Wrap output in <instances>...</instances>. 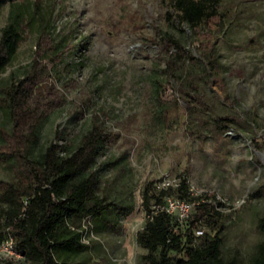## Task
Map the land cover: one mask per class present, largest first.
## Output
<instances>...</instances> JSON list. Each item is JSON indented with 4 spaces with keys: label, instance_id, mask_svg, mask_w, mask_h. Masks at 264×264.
<instances>
[{
    "label": "rangeland",
    "instance_id": "374dc122",
    "mask_svg": "<svg viewBox=\"0 0 264 264\" xmlns=\"http://www.w3.org/2000/svg\"><path fill=\"white\" fill-rule=\"evenodd\" d=\"M18 4L28 25L0 74V88L32 75L42 83V105L54 109L41 124L34 153L57 130L75 150L97 121L114 134L97 158V194L130 209L95 221L89 249L71 263L144 264L146 251L137 243L147 222L143 189L187 171L196 190L247 197L224 218L222 257L252 264L264 238L257 229L264 216V0H219L223 19L197 31L180 22L172 0ZM10 10L0 0V38ZM165 38L186 53L179 55ZM52 46L59 47L58 55ZM223 116L236 121L219 125L216 118ZM0 126L11 129L1 106ZM13 179L10 167L0 163V180ZM187 256L186 249L181 258ZM0 259L21 256L0 249Z\"/></svg>",
    "mask_w": 264,
    "mask_h": 264
},
{
    "label": "trees",
    "instance_id": "16d2710c",
    "mask_svg": "<svg viewBox=\"0 0 264 264\" xmlns=\"http://www.w3.org/2000/svg\"><path fill=\"white\" fill-rule=\"evenodd\" d=\"M7 1L11 10L0 38V74L16 55L28 25L19 0ZM218 4L219 0H172V10L179 13L181 23L197 31L215 19H223L217 10ZM171 11L169 16L173 15ZM165 39L167 46L177 47L179 55L186 53L179 42ZM51 49L54 56L60 52L57 46ZM35 78L27 76L0 88L3 94L0 106L11 122L10 130L0 126V163H6L14 172L13 180H0V247L12 240L21 256L17 261L0 259V264H73L71 257L89 249V245L81 242L84 224L93 231V223L105 213L123 210L127 215L130 209L107 202L97 194V158L101 148L114 139V134L97 121L75 150L62 142L61 132L57 130L54 140L34 153L41 124L54 109L52 104L42 105L39 98L42 83ZM216 121L227 127L236 118L223 116ZM178 180L179 186L168 190L157 192L155 182L147 183L143 189L147 222L137 233V243L146 251L143 263L238 264L235 258L222 257L226 216L211 204L198 202L206 195L191 194L187 171L181 172ZM167 196L194 203L186 221L180 223L162 210ZM257 229L264 237V216L259 219ZM198 230H203V234L197 236ZM186 249L187 258H181ZM252 264H264V238Z\"/></svg>",
    "mask_w": 264,
    "mask_h": 264
},
{
    "label": "built area",
    "instance_id": "2783aa9c",
    "mask_svg": "<svg viewBox=\"0 0 264 264\" xmlns=\"http://www.w3.org/2000/svg\"><path fill=\"white\" fill-rule=\"evenodd\" d=\"M179 186V180L169 179L167 177H163L156 181L154 183V189L157 192L168 190L170 188H175ZM191 194L195 197H200L206 195V197H200L198 202H205L208 204H211L214 206L215 210L219 213H221L224 216H232L234 215L240 208H242L246 202L247 197L241 196L239 198L231 199L225 195H222L218 192H210L208 190H196L193 186H190ZM194 203H191L186 200L179 199L177 197L173 196H167L165 197L164 204L162 206V210L166 211L168 214L173 215L177 218V220L180 223H183L186 221L192 212ZM83 228L85 229V232L83 236L81 237V242L87 245H90V234L93 233L91 229H89V226L84 224ZM79 231L82 232L80 229ZM203 234V230H198L196 232L197 236H200ZM0 249L14 252L17 255H19L13 245L12 240H8L0 247ZM20 256V255H19Z\"/></svg>",
    "mask_w": 264,
    "mask_h": 264
}]
</instances>
